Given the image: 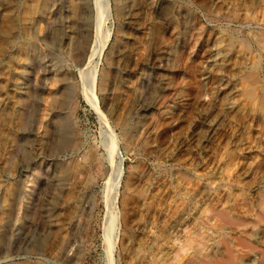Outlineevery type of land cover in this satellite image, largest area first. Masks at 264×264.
I'll list each match as a JSON object with an SVG mask.
<instances>
[{
  "label": "rangeland",
  "instance_id": "obj_1",
  "mask_svg": "<svg viewBox=\"0 0 264 264\" xmlns=\"http://www.w3.org/2000/svg\"><path fill=\"white\" fill-rule=\"evenodd\" d=\"M93 2L91 63L70 60L62 22L42 69L41 26L65 21L75 0H0V264H184L196 252L224 263V242L238 241L257 258L264 0H102L98 23ZM62 82L76 85L60 110L71 131L53 151Z\"/></svg>",
  "mask_w": 264,
  "mask_h": 264
},
{
  "label": "bare ground",
  "instance_id": "obj_2",
  "mask_svg": "<svg viewBox=\"0 0 264 264\" xmlns=\"http://www.w3.org/2000/svg\"><path fill=\"white\" fill-rule=\"evenodd\" d=\"M55 0H44V4L49 8L52 5H54ZM94 8H95V21L96 23L99 22V20L102 18L101 14V5L102 0H94L93 2ZM41 4V3H40ZM42 5V4H41ZM40 5V6H41ZM65 21L60 20L59 18H56L51 14V17L48 19L46 18L43 22V27L41 29L42 36L39 39L40 42L43 45V55H38V61L34 60L33 63H38V67L43 69V60L45 59V56H53L56 52H59L58 49H56V44L58 43V39L60 36V33L62 31V22L64 24L66 23L67 29L72 33L73 38L71 43L68 45L70 46V52H71V59L76 65L83 67L84 64L85 67L88 64L91 63L92 56L96 49V45L99 41H96L97 44H95V40H90V29H91V23H92V13H90V6H89V0H75L74 6L72 10L69 12L68 15L65 17ZM71 35V36H72ZM95 37V36H94ZM97 37V35H96ZM99 37V36H98ZM71 38V37H70ZM96 39V38H94ZM100 40V39H99ZM100 42H102L100 40ZM100 44V43H99ZM101 45V44H100ZM99 55V54H98ZM262 56V55H261ZM87 61V62H86ZM32 63V64H33ZM33 68V67H32ZM87 68V67H86ZM85 69V68H84ZM86 70V69H85ZM85 70H82V74L86 72ZM93 70V69H92ZM264 71V68H263ZM42 75L40 76L41 81L45 79V74L43 70L41 71ZM80 73V72H79ZM60 78V76H59ZM93 78V73H92ZM264 79V78H263ZM64 80V79H62ZM94 80L92 79L90 85H88V90L92 88V82ZM85 82V81H84ZM63 85L59 86L57 89V96L52 99V108H53V115L50 121V130H48L49 134V140L48 144L51 147V150L58 151L65 147L66 143V137L68 136L69 132L71 131V118L68 114H62L60 113V110L66 107L68 104V101L71 98V95L75 92L76 85L72 83H64ZM86 85V86H87ZM90 86V88H89ZM85 88V87H84ZM93 90V89H92ZM88 92V91H87ZM92 93V92H91ZM90 93V94H91ZM29 92H26L24 96L21 97L20 100V107L23 113H21L20 117V133H22L26 126V118H27V112H25L26 107L28 106V96ZM33 94V91L30 92V96ZM87 94V93H86ZM29 114V113H28ZM32 116V115H31ZM21 135V134H20ZM24 141L20 138L17 144V150L19 152H24ZM100 167V166H99ZM184 180L187 181L188 177H184ZM115 187V186H114ZM113 200V199H112ZM113 207V206H112ZM210 215H218L221 217V219L226 224H232L235 228L242 230L245 226V222L232 217L231 215H228L226 213H216L215 212H209ZM111 219V218H110ZM112 221V220H111ZM257 221L264 222V215L259 214L257 216ZM255 225V223H253ZM112 226V224H111ZM110 226V227H111ZM149 233H152V231H149ZM200 236V233H197L195 237ZM224 246L226 250H228V257L224 260V263L222 261H211L207 259H202V257H199L196 253H194L193 257L186 260L184 264H240L239 262V254L242 251H247L253 255V259L257 260L256 262H250L251 264H264V253H259L257 258L255 256L257 255V252L254 250H257L255 247H252L248 243H242L241 241H238L236 244H230L228 242H224ZM108 248V247H107ZM109 249V248H108ZM248 263V262H247Z\"/></svg>",
  "mask_w": 264,
  "mask_h": 264
}]
</instances>
